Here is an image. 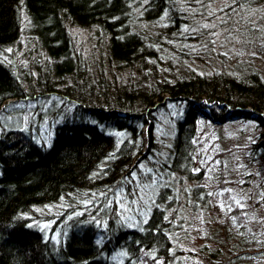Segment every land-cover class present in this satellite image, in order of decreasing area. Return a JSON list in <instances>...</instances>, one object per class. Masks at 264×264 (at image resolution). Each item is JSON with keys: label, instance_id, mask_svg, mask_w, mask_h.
<instances>
[{"label": "trees", "instance_id": "obj_1", "mask_svg": "<svg viewBox=\"0 0 264 264\" xmlns=\"http://www.w3.org/2000/svg\"><path fill=\"white\" fill-rule=\"evenodd\" d=\"M207 1L0 0V264H185L177 241L195 230L215 241L199 249L214 264H264V73L183 60ZM231 1L252 11L262 0ZM75 26L96 31L105 67L89 69ZM25 33L26 74L15 63ZM170 104L178 115L161 167L193 187L181 200L163 185L134 227L110 199L141 161L156 168ZM237 122L254 125L243 142L223 134ZM58 206L70 210L44 225Z\"/></svg>", "mask_w": 264, "mask_h": 264}, {"label": "rangeland", "instance_id": "obj_2", "mask_svg": "<svg viewBox=\"0 0 264 264\" xmlns=\"http://www.w3.org/2000/svg\"><path fill=\"white\" fill-rule=\"evenodd\" d=\"M231 2V0H208L205 4V9H200V15L195 22L193 32L198 33V37L201 36L202 38L198 41L188 39V43L181 47L186 52L183 60L195 71L222 68L228 70L232 68L233 71L235 69L232 66L241 64L247 67L251 65L264 73V0L252 11L248 10L247 7L242 9L229 6ZM71 30L89 69L97 71L99 68L105 67V49L104 45L100 46L94 39L96 31L77 26L72 27ZM28 37V34L25 33L18 49L19 51H17L15 56V63L24 74H26L25 68L28 67L29 63L26 51ZM237 67L239 66L235 68ZM177 115L178 106L176 104H170L168 111L160 113V122L157 128V156H152V163L155 162L156 168L149 161H141L139 164L140 170L133 174V185L130 184L129 186V188H133V191L129 193V188L124 185L123 189L121 188L116 192V198L113 199L112 197L110 199L116 201L120 214L134 227H140L147 219L151 208L156 202L157 194L163 185L169 184L173 186L181 193L183 198L181 200L189 197L191 187H193L191 182L183 181L181 177L177 178L172 173H168V170H162L160 163L161 161L166 162L170 158L175 131L174 123ZM26 120L27 115H25L23 121L25 122ZM7 122H10V117L6 119ZM253 126L252 123H232L223 131V134L228 140L233 139L237 142H243L246 138V133L248 134V131L254 129ZM261 179V191H263L264 176ZM258 183V179H255L252 184L253 187H256ZM208 201L212 203L211 206H215L214 199H209ZM177 203H180V200ZM185 207V203H182L181 209L183 210ZM45 210L50 214V219L44 225L52 227V225L56 226L70 209L66 210V208L58 206L50 207L49 209L45 208ZM182 210H180L181 213L183 212ZM210 210L217 221H223L221 212L216 211L214 208ZM198 212L199 210H197L193 219H196ZM180 216L182 215L180 214ZM190 221L191 217L189 221L185 219V227L192 224H190ZM200 223H202L200 218L196 219V222L193 223L195 225L192 227H199ZM188 226L187 230L189 229ZM192 229L194 231L196 228ZM181 232L177 234L181 236ZM195 233L189 237L190 240L184 238L183 242L180 239L177 241L180 248L189 252L183 258V261H185V264H214L206 260L207 258L204 256H201L199 249L203 245H214L215 241L206 240L197 235V230H195ZM219 264H222V262Z\"/></svg>", "mask_w": 264, "mask_h": 264}]
</instances>
